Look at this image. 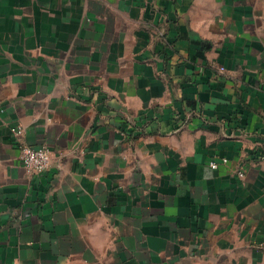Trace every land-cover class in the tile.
Here are the masks:
<instances>
[{"label":"crops","instance_id":"0c3cea01","mask_svg":"<svg viewBox=\"0 0 264 264\" xmlns=\"http://www.w3.org/2000/svg\"><path fill=\"white\" fill-rule=\"evenodd\" d=\"M263 157L264 0H0V264H264Z\"/></svg>","mask_w":264,"mask_h":264},{"label":"built area","instance_id":"2783aa9c","mask_svg":"<svg viewBox=\"0 0 264 264\" xmlns=\"http://www.w3.org/2000/svg\"><path fill=\"white\" fill-rule=\"evenodd\" d=\"M221 71H224L221 68ZM23 135L22 128H18L17 136ZM21 163L29 175H41L48 171L52 166V156L46 147H31L27 145L21 146ZM264 159V157H263ZM223 164H227V159H222ZM210 166L213 169H217L219 164L216 161H212ZM239 176L243 178L245 173L240 171Z\"/></svg>","mask_w":264,"mask_h":264}]
</instances>
